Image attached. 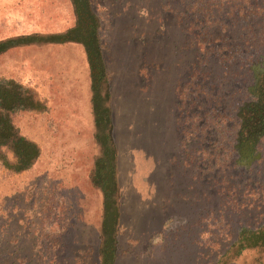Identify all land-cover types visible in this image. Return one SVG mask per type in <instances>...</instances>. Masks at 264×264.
<instances>
[{
  "label": "rangeland",
  "instance_id": "obj_1",
  "mask_svg": "<svg viewBox=\"0 0 264 264\" xmlns=\"http://www.w3.org/2000/svg\"><path fill=\"white\" fill-rule=\"evenodd\" d=\"M76 5L0 0V44L63 36ZM82 5L94 75L75 34L0 51V90L27 98L0 106V264H104L102 136L111 264H264L243 241L264 224V0ZM17 138L36 152L24 165Z\"/></svg>",
  "mask_w": 264,
  "mask_h": 264
},
{
  "label": "flooded vegetation",
  "instance_id": "obj_2",
  "mask_svg": "<svg viewBox=\"0 0 264 264\" xmlns=\"http://www.w3.org/2000/svg\"><path fill=\"white\" fill-rule=\"evenodd\" d=\"M77 10H78V21L76 24V27L72 30V32L75 34L77 37H82L81 40H84L86 42V35H92L91 30L93 31V27L89 23L90 17L87 16L86 14L82 18V16L79 13V8L84 9V5H76ZM93 45L89 43V49L91 50L93 54V68L91 69L92 75H94L95 71V53L92 49ZM27 100V98L23 99L21 98V95L18 91L12 90L10 88H3L0 90V106L4 108L5 111H11L15 106L20 107L21 105L24 104V102ZM27 103V101L25 102ZM264 107V103H263ZM100 117L97 114V118ZM99 119V118H98ZM3 131V133H1ZM12 139V133L11 130L9 129V126L6 125L4 118H0V140L2 141H8ZM11 150L14 154V156H17L19 158V162H21L22 165L26 164L30 159H32L33 156V146L29 143H26L23 139L17 138V140L11 141ZM107 153V155H105ZM104 155V160L103 162H99L97 164V173L95 175L96 179L99 180L102 184V178L105 172L107 171L106 164L108 163L107 157L108 152L103 151ZM101 170L100 172H98ZM112 171V170H111ZM105 185V183H104ZM104 190V186H103ZM110 201V198H109ZM244 242L250 241V243L254 245H259L264 247V224L258 228L256 231L251 232L248 234V236H245L243 238Z\"/></svg>",
  "mask_w": 264,
  "mask_h": 264
},
{
  "label": "water",
  "instance_id": "obj_3",
  "mask_svg": "<svg viewBox=\"0 0 264 264\" xmlns=\"http://www.w3.org/2000/svg\"><path fill=\"white\" fill-rule=\"evenodd\" d=\"M76 4L77 5H81L83 4V0H76ZM79 13L82 16V18L84 17V15L86 14L87 16H89V11L86 7V5L84 6V9H80L79 8ZM89 23L92 27H94V20L92 18L89 19ZM91 33H93V31L91 30ZM70 35H74V33L72 31H68L66 34H64L63 36H46V37H36V36H31V37H27V38H16V39H11L8 40L6 42H3L2 44H0V51L4 50L7 47L13 46V45H18V44H30V43H35V42H41V43H59V42H63V41H74L73 39L70 38ZM86 42L84 40H81L82 46L84 48L85 53L88 56V62H89V67L90 69L93 68V54L91 52V50L89 49V43L92 44L94 43V35L92 34L90 35H86ZM95 55L97 54V50L95 48V46L92 47ZM95 95H97L95 93ZM100 143L102 144L104 151L108 152V163L106 164V167L108 168L107 171L105 172V174L103 175L102 180L104 181L105 185H104V193H103V210H104V218L102 221V226L104 227L103 230V234L106 236V240H105V244H104V264H111L112 261V251H113V239H112V234H113V226L116 223V219H117V211L115 208L111 209V201H109V198L112 194V171H111V162H112V153L109 152L106 148V140L105 138L102 136L100 137ZM107 155V153L105 154Z\"/></svg>",
  "mask_w": 264,
  "mask_h": 264
},
{
  "label": "crops",
  "instance_id": "obj_4",
  "mask_svg": "<svg viewBox=\"0 0 264 264\" xmlns=\"http://www.w3.org/2000/svg\"><path fill=\"white\" fill-rule=\"evenodd\" d=\"M70 96H71V101L69 103H67L68 107L71 106V104L75 103L76 99H80L79 95L75 94V93H70ZM77 97V98H76ZM22 98V97H21ZM24 99V98H23ZM22 106V105H21ZM71 112V111H70ZM78 132V131H77ZM36 154L35 150H33V156L32 158L34 157V155Z\"/></svg>",
  "mask_w": 264,
  "mask_h": 264
},
{
  "label": "trees",
  "instance_id": "obj_5",
  "mask_svg": "<svg viewBox=\"0 0 264 264\" xmlns=\"http://www.w3.org/2000/svg\"><path fill=\"white\" fill-rule=\"evenodd\" d=\"M263 97V96H262ZM262 99H264V98H262Z\"/></svg>",
  "mask_w": 264,
  "mask_h": 264
}]
</instances>
